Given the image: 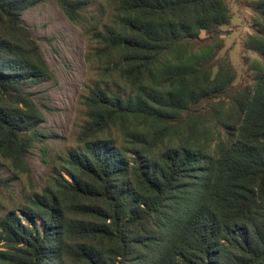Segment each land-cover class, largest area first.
Wrapping results in <instances>:
<instances>
[{
  "label": "trees",
  "instance_id": "1",
  "mask_svg": "<svg viewBox=\"0 0 264 264\" xmlns=\"http://www.w3.org/2000/svg\"><path fill=\"white\" fill-rule=\"evenodd\" d=\"M44 1L0 0L6 189L32 185L26 157L46 138L28 90L53 73L24 20ZM54 1L94 31L95 58L129 95L96 84L84 96L79 147L0 219V264H264V67L237 85L219 58L227 0H105L101 27L86 1ZM252 11L246 46L264 62V0Z\"/></svg>",
  "mask_w": 264,
  "mask_h": 264
},
{
  "label": "rangeland",
  "instance_id": "2",
  "mask_svg": "<svg viewBox=\"0 0 264 264\" xmlns=\"http://www.w3.org/2000/svg\"><path fill=\"white\" fill-rule=\"evenodd\" d=\"M84 1L86 4L81 13L91 23L99 22L101 27L109 21L111 9L105 0ZM253 1L227 0L230 24L223 27L222 43L217 48L219 58L227 56L233 65L237 85L252 86L260 68L264 67L260 55L246 46L254 31ZM24 20L53 73L52 79L28 90L45 116L38 131L46 138L37 142L26 157L32 185L22 176L12 180L9 188L0 187V219L10 210L19 209L26 196L40 193L53 176L54 169L59 168V159L68 157L70 151L79 147L77 135L86 120L83 98L94 85L109 84L112 92L124 97L129 95L121 83L112 82V78L105 75L104 65L95 58L94 31L87 23L69 21L54 0H45L27 10ZM201 37L206 38V33L202 32ZM113 136L122 141L116 132ZM11 176L7 161H1L0 177Z\"/></svg>",
  "mask_w": 264,
  "mask_h": 264
}]
</instances>
